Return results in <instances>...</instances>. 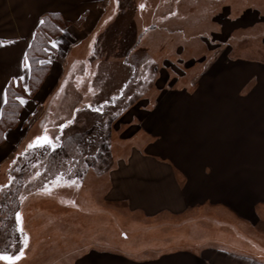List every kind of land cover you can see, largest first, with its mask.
I'll list each match as a JSON object with an SVG mask.
<instances>
[{
  "label": "crops",
  "instance_id": "crops-1",
  "mask_svg": "<svg viewBox=\"0 0 264 264\" xmlns=\"http://www.w3.org/2000/svg\"><path fill=\"white\" fill-rule=\"evenodd\" d=\"M122 1L141 3L143 7L139 4L137 11L141 13L148 11L151 0H0V118L9 84L17 82L29 89L30 67H25V57L43 18L55 16L61 32L51 41L49 75L40 91L47 86L49 89L41 99L24 98L27 103L22 104V125L57 86L72 46L77 49L94 38L88 50H96L100 20L113 19L115 4ZM154 1L155 5L149 6L151 22L142 29L135 46L128 49L133 55V91L125 95L120 89L122 96L112 95L115 103L108 107L111 114L122 116L141 100L155 95L156 101L150 108L139 106L138 116L132 117L138 128L124 139L133 144L132 149L114 157L107 171L110 186L106 198L109 202L128 201L129 211L153 221L213 208L238 219L234 223L238 233L195 230L186 234L170 225L162 228L169 231L168 238L154 248L137 235L136 247L100 249L98 245L106 244L108 237L112 244L111 233L102 238L103 243H92L96 247L90 245L73 264H264V234L257 227L264 220V199L251 197L264 182V0ZM245 35L251 36L252 45L255 41L249 53L242 48ZM198 42L210 55L197 85L190 89L173 88L167 82L158 84L163 62L181 48L197 47ZM57 68L62 69L58 76L53 73ZM88 68L86 63L82 76L87 79L91 77ZM86 78L73 82L80 101L93 97ZM130 99L134 103L126 105ZM22 125L19 130L6 131L4 144L15 145L18 137L25 136L28 128ZM196 146L213 148L217 155L196 154ZM182 148L188 150L177 154ZM230 179L237 185L230 186L226 181ZM90 203L84 207L89 226L111 227L97 218L99 206ZM113 210L106 204L100 211ZM59 217L58 234L74 237L79 220L65 213ZM65 226L72 231L62 229ZM91 231L87 236L93 238Z\"/></svg>",
  "mask_w": 264,
  "mask_h": 264
},
{
  "label": "rangeland",
  "instance_id": "rangeland-1",
  "mask_svg": "<svg viewBox=\"0 0 264 264\" xmlns=\"http://www.w3.org/2000/svg\"><path fill=\"white\" fill-rule=\"evenodd\" d=\"M155 3L154 0L148 2V11L142 10L141 13H137L139 4L142 5L141 3L138 4L137 1L116 3L117 8L115 9L117 10H114L111 14L114 18L107 21L101 19L99 22L97 27L99 44L97 43L96 50H88L90 45L94 44V38L84 42L77 49L72 46V50L64 62L63 74L60 76L57 86L50 89L51 92L47 96L46 102L41 104L34 111V114L29 116L27 121L22 120L23 125L20 121L12 127L13 129L18 128V130L21 125L28 128L25 136L18 137V141L12 146L9 143L4 144L6 142L5 137L0 141V187H4L10 182L11 176L17 177V179L19 177L15 183L11 184L10 191H6L4 195L6 202L1 205L3 209H0V251L6 252L13 241L10 235L14 232L13 214L16 213V210L20 212L22 227L30 242L26 256L22 260L20 259L19 262L17 261L18 263H9L0 259V264H73L75 259L80 257L81 253L87 250L90 245L96 247V244L92 243H103L102 238L109 236L111 233L114 235V241L111 242L113 245L109 244L111 240L108 237L104 241L106 244L98 245L100 249L118 250L117 248L136 247L139 244L138 236L141 242H145L150 245V248H154L155 245H159V241L168 238L169 231L162 228H167L170 225L175 226L177 228H174L175 230L186 234L188 232L192 234L195 230H198L199 233H201V230L205 232L221 230L227 233H238L234 228L236 226L234 223H237L238 219L227 213L215 211L213 208L205 213L198 209L188 215L184 214L174 218L164 216L159 221H153L141 217L138 212L129 211L128 201L109 202L106 198L110 186L107 171L113 165L114 157L127 154L132 149L133 144H127V142H130L128 139L124 140L127 135L134 134L138 128L137 125L133 124L132 117L135 114V116H138L139 106L146 104L149 105L148 108L152 107L155 104L156 97L154 95L148 100L137 102L133 108L135 109L134 113H132L133 109H130L129 113L122 116L111 114L110 109H107L109 108L106 106L107 104L101 111L92 108V106L87 109L86 106L90 103L94 105L105 99L108 100L112 95L122 96L119 92L120 89H124L123 93L125 95L133 91V71L131 68L133 55L131 57V49H128L135 46L140 32L151 22L152 8L149 6L155 5ZM76 37H79V35H76ZM250 38V35L243 37L244 45L242 48L247 53L255 47V41L252 45ZM195 45L199 47H194L191 50L188 47L181 48L177 54L163 62L162 76L157 81L158 84L165 82V85L168 84L167 86H173V88L187 86L190 89L197 85V79L203 71L210 51L205 48L206 46L202 42L195 43ZM128 58L130 59L128 60ZM86 63L91 77L89 79L86 76L84 77L89 82L93 97L88 101H80L81 96L73 87V82L78 81L77 78H84L82 75ZM61 70L57 68L53 73H57L58 76ZM65 82L67 85L64 84ZM41 87L36 91L34 90V93L29 97V101L35 100V97L41 99L47 93L49 87L47 86L43 92L40 91ZM19 90L21 91V89ZM129 101V104L126 103V105L134 103L132 99ZM68 119L72 123L68 121L67 127H65L67 128L66 137L65 140H62L63 145L56 148V154L50 158L48 175H55L72 164L71 161L74 158H77L80 159L79 164L73 165L77 169V171L74 169L76 174H79V171H87L83 183L79 186L62 185L43 193H31L23 202L19 203L15 191L17 188L20 190V180L28 161L26 154L33 149L28 148V145L37 136H42L45 129H47L49 135H57L56 127L66 123ZM94 124L101 127L98 134H104L107 138H98L99 147L94 145L86 148L84 146L87 139L86 132ZM9 129L11 128L4 129L5 133ZM98 141H95V143L97 144ZM194 142L197 141L193 140ZM185 150L188 149L182 148L180 151L176 150V153H185ZM193 152L200 155H208L207 153L217 155L215 149L210 147L196 146ZM89 165H94L95 168H89ZM36 169L35 167L31 172L38 171ZM179 179L182 184H185V180L181 176H179ZM226 181L231 182L230 186H235L238 183L233 184L232 182L236 180L231 179ZM243 184L245 183L243 182ZM230 190L233 189L230 188ZM251 197L264 199V182L263 186L256 188V195L251 194ZM90 202L99 206L97 218L99 220L103 219L104 224H111V227L89 226L88 221L84 219V214H88V211H84V207L91 204ZM106 204L114 207V210L100 211L103 210ZM73 208H82V211H73ZM63 213L70 214L71 217L79 220L75 223L74 230L76 232L74 237L65 238V235L62 238L58 234V228L60 227L59 215H63ZM257 227L260 233L264 234V220L260 221ZM63 228L73 230L72 225V230L69 226ZM90 231L93 238L87 236V234L90 235ZM171 247L174 248L173 245ZM154 250L152 249V251ZM62 253H64V257L60 256Z\"/></svg>",
  "mask_w": 264,
  "mask_h": 264
},
{
  "label": "trees",
  "instance_id": "trees-1",
  "mask_svg": "<svg viewBox=\"0 0 264 264\" xmlns=\"http://www.w3.org/2000/svg\"><path fill=\"white\" fill-rule=\"evenodd\" d=\"M54 17L55 16H47L43 18V21L39 26L35 39L33 40L31 46L28 49L27 63L30 65L29 89L26 90L17 82L10 83L7 88V99L3 108L2 116L0 118V141L4 137V129L12 128L20 122L22 104L17 99V97H30V95L34 93V90L36 91L42 86L45 78L49 73V56L51 55V51H53L51 41L61 32L60 28L54 22ZM60 23L63 22L61 21ZM19 89H21V91ZM114 103L115 101H113V99H108L95 105H87L86 107L88 109L92 106V108L101 111L102 108L105 107V104H107L106 106L108 107V104L112 105ZM74 116L76 115L74 114ZM68 121L72 123V121L68 119L66 120V123H62L61 125L67 124ZM59 126L60 125L56 127V131L58 133L57 135L51 136L47 133V135L52 137L53 143L55 144V148H53L49 144H44L43 146L34 147L31 152L26 154V157H28V161L25 164V169L23 172L24 174H22V178L20 180V190H18L17 188V192L15 191L16 199L19 201V203L23 202L24 199H26L31 193H43L51 190V188L59 187L62 185L79 186L83 183L87 171H79V174H76L75 170L77 171V169H75V166L73 165L79 164L80 159L77 158H74L71 161L72 164L68 165V167L66 166L63 170H60L55 175H48L50 158L54 154H56V148H59L61 145H63L62 140H65L66 137L67 128L64 127L61 129ZM100 128L101 127L99 125L95 126V124L88 128V131L86 132V143H84V146H86V148L88 146L94 145L99 147L100 143L98 141V138H107L104 134H98L99 130H101ZM44 134L45 132L43 133V135ZM95 141H98V143L96 144ZM32 152L35 153L31 154ZM35 167L38 171H34L32 173L31 171ZM88 167L95 168L94 165H89ZM18 179L17 177L11 176L10 182L7 183L4 187H0V209H3L1 205L5 204L6 202V197L4 196L6 191H10L11 184L15 183ZM13 226L14 232H12L10 235L13 241L11 245L8 246V250L6 252H2L1 250L0 253H6L14 257L19 256L21 258L28 245L29 238L23 230L21 216L18 210H16V213L13 214ZM5 261L11 263L17 260Z\"/></svg>",
  "mask_w": 264,
  "mask_h": 264
},
{
  "label": "snow or ice",
  "instance_id": "snow-or-ice-1",
  "mask_svg": "<svg viewBox=\"0 0 264 264\" xmlns=\"http://www.w3.org/2000/svg\"><path fill=\"white\" fill-rule=\"evenodd\" d=\"M141 7H143V5H141ZM52 43L55 44L54 41ZM25 61H26L25 67H29L30 65L27 63V57H25ZM49 63H50V61H49ZM17 99L20 101L21 104L27 103V100H25L23 97H17ZM59 127L62 129L64 127H67V124L60 125ZM44 144H49L53 148H55V144L53 143L52 137L47 135V129H45V134L42 136H37L35 138V140L28 145V148L31 149V148H34L36 146H43ZM0 259H4V260H8V261H14V260L20 259V257L19 256L14 257V256L8 255L6 253H0Z\"/></svg>",
  "mask_w": 264,
  "mask_h": 264
}]
</instances>
